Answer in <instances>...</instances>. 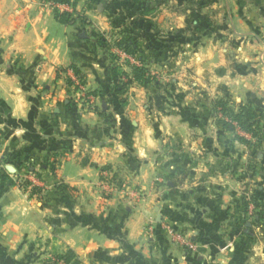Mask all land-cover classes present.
Returning <instances> with one entry per match:
<instances>
[{
	"label": "rangeland",
	"instance_id": "obj_1",
	"mask_svg": "<svg viewBox=\"0 0 264 264\" xmlns=\"http://www.w3.org/2000/svg\"><path fill=\"white\" fill-rule=\"evenodd\" d=\"M36 1L54 17L55 12L68 14L66 24H75L76 32L82 36L78 40L90 62L105 59L110 76L111 68L121 73L119 86L125 84V87L114 91L112 79L109 87L108 96L113 99L110 104L114 103L112 111L119 113L112 136L117 135L120 141L123 138L128 146L139 126L158 145L156 171L147 166L141 171L135 170L137 160L130 151L126 152L130 162L125 164L124 174L117 164L99 167L94 193L104 218L109 220L111 201L118 199L129 213L140 209L136 217L145 224L141 228L144 242L150 237L152 226L159 224L177 252L187 256L192 264H223L227 259L239 264H259L256 243L264 235V200L253 179L255 174L261 176L264 165L262 9L250 10L245 0H70L69 4ZM125 41L129 42L130 52L124 49ZM5 45V37H0V209L3 218L6 212L1 202L5 194H17L13 203L19 199L32 202L33 208L40 210L34 222L42 225L39 229L47 232L42 235L49 236V245L52 243V249L46 254L39 251L44 256L43 264L100 262L99 252L83 260L60 243L56 228L65 227V223L69 226V221L89 226L92 222L85 224L70 213L64 217L58 212L73 204L69 198L73 191L66 189L61 179L56 181V186H44L43 177L58 178L56 164L53 170L49 168L54 157L34 162L33 155L22 150L26 140H12L11 134L16 130L11 128L10 120H5V113L10 95H15L10 88L20 90L18 97L28 94L44 97L53 95L60 85L81 117L102 112L100 97L104 90L93 87L73 65L56 68V78L46 90L41 85L36 88L28 75V70H33L26 67L29 62L15 51L7 53ZM141 66L145 68L144 77H148L146 84L133 79V67ZM218 100L226 102L225 108L234 111L238 104L251 107L256 116L255 135L240 129L216 105ZM224 122H230L234 128H224ZM135 123L138 125L134 126ZM16 134L20 136L19 132ZM163 156L171 163H162ZM139 172H142L140 182L137 181ZM56 188H64L68 199L48 196L47 192ZM153 192L172 193L169 204L172 212H184L182 225L174 227L166 219L160 222L159 209L153 212L159 204L152 201ZM15 208L9 209L7 217L13 222L18 212ZM150 213L153 215L148 218ZM27 217L32 218L29 213ZM3 228L2 224L0 230ZM137 248L140 252L137 255L148 254L147 244ZM69 250L75 256L66 262L60 256Z\"/></svg>",
	"mask_w": 264,
	"mask_h": 264
},
{
	"label": "crops",
	"instance_id": "obj_2",
	"mask_svg": "<svg viewBox=\"0 0 264 264\" xmlns=\"http://www.w3.org/2000/svg\"><path fill=\"white\" fill-rule=\"evenodd\" d=\"M37 4L36 0H0V37L6 39L5 51H15L29 62L26 67H32L33 72L28 70V75L32 77L34 85H37L36 88L41 85V89L46 90L56 78V68L73 65L82 71L93 87L104 90L100 97L102 112L81 117L71 101L64 96L66 91L64 87L61 89L60 85L53 95L44 97H32L30 94L18 97L17 92L20 90L17 87L10 88L15 95H10L11 101L7 104L9 108L6 109L5 120H10L11 128L20 133L19 136L13 132L12 140H26V147L23 146L22 150L24 149L26 154H32L33 161L43 162L50 156L54 157L55 160L52 158L50 163L56 164L58 178L45 176L42 183L44 186L52 184L53 187L56 186V181L61 179L63 186L73 191L69 197L73 201V204L68 206L70 211L61 208L62 211L58 212L64 217L70 213L74 218L84 220L85 224L92 222L89 226L69 221V226L65 223V227L54 229L58 238L60 237V243L77 253L83 260L91 253L99 252L100 262L91 260V264H192L187 256L177 252V248L168 240L167 234L159 224L152 226L147 242L142 241L144 230L141 228L145 224L136 217L140 209L129 213L122 208L120 200L113 199L109 220L99 211L94 193L99 178V167L109 163L117 164L124 174L125 164L130 162L126 152L130 151L137 160L134 164L135 170L141 171L147 166L156 171L159 166L158 145L149 133L139 126L134 137L130 138L132 142L128 143V146L124 144L123 138L120 141L117 135L116 138L112 136V128L117 124L119 113L112 111L114 103L110 104L112 98L108 96L111 94V76L107 60L90 62L83 44L78 40H82V36L76 32L75 24L58 22L49 10L42 9ZM245 4L250 10L262 9L260 23L264 30V0H245ZM260 41L263 73L261 84L264 89V32ZM28 88L31 89L30 86ZM163 159L162 163H171V160L167 161L166 156H163ZM139 174L137 181L140 182L142 172ZM255 175L253 180L256 181L264 200V165L261 176ZM63 189L50 190L47 192L48 196L56 200L64 197L68 199ZM13 194L6 193L3 203L1 202L6 215L3 218V210L0 209V220L2 217L3 221L0 223V229L2 224L4 226L3 230H0V241L4 239L0 242V264H43L41 258L52 249V243L49 245V236L42 235V232L47 233L39 229L42 225L34 222V216L40 215V210L34 209L32 202L17 199L19 204L15 201L13 203V197L17 196ZM171 194L163 192L160 195L153 192L152 201L159 203L154 206L153 212L159 209L160 222L166 219L170 225L177 227L182 225L185 214L182 210L172 212V206L169 204L172 200ZM15 207L18 208L16 211L20 212L15 213L13 222L7 217L11 211L9 209ZM27 213L31 214L32 218L27 217ZM150 215L153 214H147L148 218ZM154 217L157 221V214ZM102 224L105 225L103 229ZM140 244H147L148 254L137 255L140 253L137 250ZM256 244H259L256 247V253L260 256L259 264H264V235ZM39 251H42V256ZM132 253L134 258L130 255ZM176 254H179V257ZM103 258L107 261H101ZM233 260L227 259L223 264H239Z\"/></svg>",
	"mask_w": 264,
	"mask_h": 264
},
{
	"label": "trees",
	"instance_id": "obj_3",
	"mask_svg": "<svg viewBox=\"0 0 264 264\" xmlns=\"http://www.w3.org/2000/svg\"><path fill=\"white\" fill-rule=\"evenodd\" d=\"M55 3H59V4H69L70 0H51ZM92 2H95V0H91ZM68 14L65 12H55V17L56 19L60 22V23H68L69 19H68ZM129 42L125 41V46L124 49L128 52L131 51V49L129 48ZM121 73L118 71V69L116 68H111V79L113 82V90L114 91H120L121 89H123L125 86V84H122L121 86H119V75ZM132 74H133V79L141 82L143 84H146L148 82V77H144L145 75V68L143 66L141 67H133L132 69ZM130 80L127 82L129 83ZM126 83V84H127ZM216 105H219L222 107V111L227 112L228 115L232 118V120L236 121L239 125V128L245 131H250L252 133V135H255V129L253 127L254 123L256 122L255 118V113L252 110L251 107L245 105V104H238L237 106V110L234 111L232 109H226V102L222 101V100H218L216 102ZM223 127L229 130H232L234 128V126L230 123V122H224L223 123ZM50 169L53 170V164L49 165ZM74 253L69 250L66 253L62 254L60 257L62 259H64V261L68 262L70 261L73 257H74Z\"/></svg>",
	"mask_w": 264,
	"mask_h": 264
}]
</instances>
